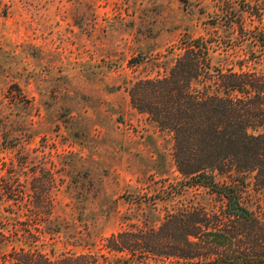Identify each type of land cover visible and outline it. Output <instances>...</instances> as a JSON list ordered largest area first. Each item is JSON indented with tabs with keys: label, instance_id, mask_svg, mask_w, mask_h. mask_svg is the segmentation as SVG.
Listing matches in <instances>:
<instances>
[{
	"label": "rangeland",
	"instance_id": "rangeland-1",
	"mask_svg": "<svg viewBox=\"0 0 264 264\" xmlns=\"http://www.w3.org/2000/svg\"><path fill=\"white\" fill-rule=\"evenodd\" d=\"M213 10L209 0H0V181L14 182L17 200L0 201V219L15 210L34 232L24 207L47 192L60 233L40 247L56 257L89 251L76 241L158 224L174 206L218 207L203 189L177 193L172 140L128 94L167 74L184 40L222 36ZM246 204L258 211L264 192Z\"/></svg>",
	"mask_w": 264,
	"mask_h": 264
},
{
	"label": "trees",
	"instance_id": "trees-1",
	"mask_svg": "<svg viewBox=\"0 0 264 264\" xmlns=\"http://www.w3.org/2000/svg\"><path fill=\"white\" fill-rule=\"evenodd\" d=\"M209 1L222 36L184 40L167 74L135 82L128 94L172 140L177 193L203 189L219 206H174L158 224H132L101 244L76 241L89 251L55 257L40 247L42 236L60 232L47 192H37L42 203L24 207L38 218L34 232L22 230L15 210L0 219V264H264V204H246L252 190L264 192V0ZM8 181H0V201L11 206Z\"/></svg>",
	"mask_w": 264,
	"mask_h": 264
}]
</instances>
